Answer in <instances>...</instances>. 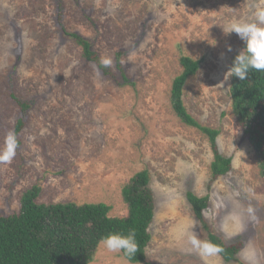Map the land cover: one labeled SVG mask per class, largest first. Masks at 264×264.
Returning a JSON list of instances; mask_svg holds the SVG:
<instances>
[{"label":"rangeland","instance_id":"1","mask_svg":"<svg viewBox=\"0 0 264 264\" xmlns=\"http://www.w3.org/2000/svg\"><path fill=\"white\" fill-rule=\"evenodd\" d=\"M61 2L64 30L110 57L117 78L114 58L123 51L131 84L116 85L83 59L56 25L54 0H0V151L22 118L12 96L30 103L16 155L0 162V213H17L21 195L37 186L40 204L104 203L111 217H124L121 189L147 170L154 217L141 264H227L193 245L209 242L189 192L208 195L203 216L225 245L239 246L240 263L264 264V183L229 97L230 60L244 43L222 30L231 19H251L250 5L264 0ZM182 56L201 61L185 83L183 105L201 126L219 131V153L232 159L230 172L212 183L207 137L184 125L170 103ZM90 264L129 263L100 244Z\"/></svg>","mask_w":264,"mask_h":264},{"label":"trees","instance_id":"2","mask_svg":"<svg viewBox=\"0 0 264 264\" xmlns=\"http://www.w3.org/2000/svg\"><path fill=\"white\" fill-rule=\"evenodd\" d=\"M54 1L57 7L56 25L65 36L72 38L81 48L83 59L93 63L104 77L111 78L116 85L122 87L131 84L121 65L124 52L115 54L114 66L119 74L117 78L109 68L100 64L101 58L92 50L87 40L76 33L64 30L62 2ZM237 54L232 56L230 68ZM180 65L182 72L173 79L171 85V107L184 125L199 130L207 137L213 155L209 166L212 183L230 172L232 159L219 153L216 142L219 131L201 126L188 114L183 105L185 83L199 70L201 61L182 56ZM229 97L232 113L254 152L258 173L264 183V71L252 70L244 81L230 76ZM12 98L22 113V118L17 121L13 131L18 138L30 103L14 96ZM150 179L149 172L143 170L134 174L122 187L121 198L126 207L124 217H111L109 215L111 208L104 203L40 204L37 202L40 190L33 186L21 195L17 213L8 216L0 213V264H90L94 261L102 237L109 233L127 235L132 230L135 231L139 250L131 258L126 257L123 252H120V255L129 264L143 263L151 241L149 228L154 217ZM186 199L195 218L207 233L208 242L222 249L217 253L222 260L227 264H242L237 259L239 246L225 245L211 231L203 216L209 205L208 195L197 197L189 192Z\"/></svg>","mask_w":264,"mask_h":264},{"label":"clouds","instance_id":"3","mask_svg":"<svg viewBox=\"0 0 264 264\" xmlns=\"http://www.w3.org/2000/svg\"><path fill=\"white\" fill-rule=\"evenodd\" d=\"M250 7L252 9L251 19H231L222 28L225 35L235 33L245 45L236 55L232 67L227 72L229 74L228 78L235 76L241 81L246 80L252 70L264 71V6L252 3ZM112 63L110 57L102 58L100 61V64L105 68H110ZM99 72L98 68L97 74ZM17 148L18 138L14 132L10 131L6 134L4 148L0 151V162H10L16 155ZM100 243L107 251L113 253L123 252L128 258L134 256L139 250L134 230L129 231L127 235L109 233L107 236L102 237ZM192 243L206 254L222 251L218 246L210 243H200L196 239H193ZM242 256L246 262H249L246 255L242 253Z\"/></svg>","mask_w":264,"mask_h":264}]
</instances>
